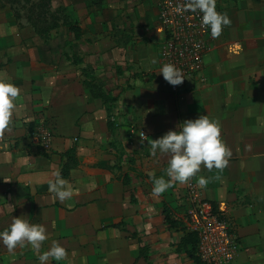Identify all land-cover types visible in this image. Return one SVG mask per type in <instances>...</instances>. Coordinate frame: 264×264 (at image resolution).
<instances>
[{"label": "crops", "instance_id": "1", "mask_svg": "<svg viewBox=\"0 0 264 264\" xmlns=\"http://www.w3.org/2000/svg\"><path fill=\"white\" fill-rule=\"evenodd\" d=\"M58 1L82 38L65 26L56 35L69 34L68 47L88 51L75 63L66 37L25 39L0 0V80L21 90L11 124L0 131V232L23 215L47 230L41 253L57 242L68 257L96 258L92 264H197L192 244L184 243L186 193L189 181L204 177L202 197L236 225L241 251L232 264H264V0H222L218 13L230 23L212 38L203 77L189 78L177 94L158 73L155 0ZM200 115L219 125L232 152L228 165H202L187 183L174 182L154 198L149 173L168 180L170 157L152 156L148 142ZM40 123L53 132L49 150L32 138ZM71 149L63 178L75 194L60 202L48 185ZM167 212L186 230L168 224ZM17 248L16 257L36 256Z\"/></svg>", "mask_w": 264, "mask_h": 264}, {"label": "clouds", "instance_id": "2", "mask_svg": "<svg viewBox=\"0 0 264 264\" xmlns=\"http://www.w3.org/2000/svg\"><path fill=\"white\" fill-rule=\"evenodd\" d=\"M175 11L178 14L185 11L202 13L201 26L210 29L213 38H218L222 27L230 23L226 15L216 11L215 0H187L186 6L177 7ZM153 63L156 61L153 60ZM158 73H162L164 80L172 86L181 85L185 79L182 71L173 64L163 65ZM20 91L18 86L0 80V131L11 124L16 108L15 100L19 97ZM148 143L152 156L159 152L170 157L166 169L168 180L155 178L153 173H149L153 177L151 195L154 198L160 197L174 182L187 183L200 171L202 165L209 171L213 168L222 170L232 156L231 149L221 138L219 125L207 115L185 120L175 130H169ZM54 175L55 180L49 181V192L60 202L70 200L75 194L73 187L62 177L59 170ZM207 183L208 180L204 177L198 180L201 188L206 187ZM47 239L45 226L30 223L23 215L15 217L8 229L0 232V242L9 252H13L17 247L30 246L38 254L40 264L65 259L67 250L57 242H53L49 250L40 252L43 242Z\"/></svg>", "mask_w": 264, "mask_h": 264}, {"label": "built area", "instance_id": "3", "mask_svg": "<svg viewBox=\"0 0 264 264\" xmlns=\"http://www.w3.org/2000/svg\"><path fill=\"white\" fill-rule=\"evenodd\" d=\"M159 9L162 39L160 47V68L173 64L185 76L179 86L170 85L173 93H181L189 78L201 79L204 71V57L210 48L211 31L201 26L202 13L185 11L178 14L177 7L186 6L187 0H155ZM222 0H215L216 11ZM145 137L144 133H141ZM32 138L45 150L52 145L53 132L46 123L38 124L32 131ZM188 203L185 224L198 238L197 252L206 264H232L241 251V242L236 225L212 202L202 197L195 181L187 184Z\"/></svg>", "mask_w": 264, "mask_h": 264}, {"label": "rangeland", "instance_id": "4", "mask_svg": "<svg viewBox=\"0 0 264 264\" xmlns=\"http://www.w3.org/2000/svg\"><path fill=\"white\" fill-rule=\"evenodd\" d=\"M1 4H7L12 8V11L14 12V17L16 21L18 22L19 26L22 28L20 33L25 39L31 40L33 39V42H39L42 43V41H52V40H65L67 41V48L69 50V53L66 52V54L72 55L73 62L75 63L77 58H80L78 56V52H81V54H87L88 51L83 52L82 49L76 48L75 44L68 47L72 41L70 40L69 34L65 35L64 33L59 32L57 34V29H59L60 26H65L68 28V32H70L69 25H70V17H68L67 12L65 10L66 7H64V3L62 1L58 0H4V2H1ZM69 13V12H68ZM35 28L36 32L33 34L31 31V28ZM65 32V31H64ZM10 34V33H9ZM33 34V35H32ZM0 33V37H1ZM7 35V34H6ZM5 35V36H6ZM10 36V37H9ZM7 38H11L13 36L10 34ZM64 43V41H63ZM79 47V46H78ZM61 49H66L64 46L61 47ZM177 227L186 230V227L181 223ZM17 249H31L30 246ZM34 251V250H33ZM41 251V250H40ZM2 252L9 253L7 248L3 245L2 242H0V264H21L22 261H26V264H40L38 260V255L34 251V254L36 256L31 257H16L14 256L13 252L11 255L4 256ZM87 258V260L82 258L74 259L73 257H66L63 260L55 261L50 260L49 264H92L96 258ZM90 260V262L88 261Z\"/></svg>", "mask_w": 264, "mask_h": 264}, {"label": "trees", "instance_id": "5", "mask_svg": "<svg viewBox=\"0 0 264 264\" xmlns=\"http://www.w3.org/2000/svg\"><path fill=\"white\" fill-rule=\"evenodd\" d=\"M66 12H67V15L68 17H70V25H69V29L70 31L74 34L76 40H81L82 38V30L81 28L78 26L77 22H74L72 20V16L70 13H68L69 11L65 8ZM112 100L106 98L105 99V103L108 105L110 104ZM109 108V107H108ZM109 112H110V108H109ZM74 152V149H71L69 152H67V155L69 156V162L66 163L62 169H61V175L62 177H68L69 176V172L72 168V161H73V157L71 154H73ZM212 204L214 205V207L216 209L219 210L218 208V205L214 202H212ZM165 220L168 224H170L172 227H177L179 224H181L180 222H178L176 219H174L172 217V214L171 213H165ZM184 243L187 244V243H191L192 244V251H193V256L195 257V261L197 264H206L204 263L199 255H198V252H197V244H198V238H197V235L194 233V232H188L187 234V237L184 238Z\"/></svg>", "mask_w": 264, "mask_h": 264}]
</instances>
